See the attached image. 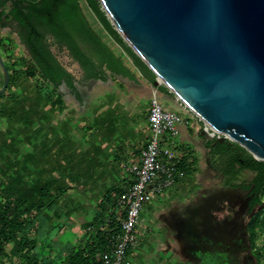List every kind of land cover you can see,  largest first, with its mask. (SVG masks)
<instances>
[{"label":"crops","instance_id":"crops-1","mask_svg":"<svg viewBox=\"0 0 264 264\" xmlns=\"http://www.w3.org/2000/svg\"><path fill=\"white\" fill-rule=\"evenodd\" d=\"M6 29L0 24V54L5 65L10 68L9 73L12 74L14 81L6 91V96L0 100V146L6 145L8 160L12 159L18 163L13 166L9 165L14 176L21 174L24 161L29 162L27 170L30 171V175L39 176L41 175L39 174L40 170L49 169V156L62 154V161L58 162L56 166L57 171L63 177L77 178V181L80 182L78 185H68L66 193L68 191L82 194L98 193L95 200L97 211L99 204L105 203V194L111 193L112 189L120 186L121 180L125 177V166L132 162H138L140 152L149 138V126L148 110L146 114L135 110L134 103L140 98L135 100L134 94H130L125 99L126 102H129L127 107L116 101L107 100L106 93L108 92H95V90L92 91V88L98 84H104L108 79L115 82L120 79L135 84V86L140 84L143 88L140 90V95H145L144 99L148 98L150 101L151 97L156 95L166 109L179 112L183 116L184 123L173 143L174 147L182 151L179 168L183 169L186 175L183 179L178 180L174 187L155 197L145 206L140 215L139 247L136 252L128 255V259L139 264H222L220 247L205 241L200 236L201 234L194 226L199 223L196 217L190 214L192 209L198 206V197L193 199L199 186L198 182L202 179L198 182L197 180L202 174L201 178L207 177L205 174L207 171L202 169L199 164V155L207 153L204 156L205 159L216 166L215 155L220 149L214 141L205 137L201 130L202 122L193 114H188L168 90L159 91L158 87L162 85L154 86V82L151 83L145 79L114 42L117 48L122 51L123 56L108 47L93 30L106 47L124 64L131 75L130 78L116 75L106 67H101L94 52L77 40L79 49L96 67L97 76L95 78H88L79 63L72 59L69 51L56 42L55 44L64 50L79 68L80 85L73 84L77 94L75 96L73 93V96L77 102L83 103L82 113L77 112L75 106H65L63 102L59 106V102H55L56 96H59L60 100L62 96L57 91L20 88L15 79L17 75L15 70L19 69L20 62L29 59V54L26 60H19L14 56L15 41L5 32ZM48 36L53 39L52 36ZM67 73L69 74V72ZM69 75L71 76V74ZM100 77L102 79H99ZM32 80L34 79H30L31 82ZM131 89H133V85ZM111 91L109 90V93L114 97L118 93L117 90ZM91 92L94 93V101L92 104H85V99ZM10 94L18 99L17 105L9 104L12 98L9 96ZM54 110L58 114L56 122L52 120L51 116ZM165 141L167 142V140ZM242 162L240 160V163ZM219 170L221 177L216 178L218 179L216 183L218 186H223L228 182L235 169L231 166L229 172H225L221 167ZM236 177L239 178L238 175H235L234 179ZM205 197V194L201 195V199L205 200ZM67 200L70 202V197ZM75 200L74 198L72 204H67L69 209L74 208ZM85 201L79 199L77 203L82 204ZM66 217L68 218V216ZM69 219L71 218L69 217ZM66 223L67 230L73 234L69 238L67 250H65L69 253V248L75 245L76 232L73 230L74 222L66 221ZM82 229L81 225L76 227V231H82ZM65 252H63L64 256L67 255ZM48 256L52 257V255ZM61 264H66V261L62 260Z\"/></svg>","mask_w":264,"mask_h":264},{"label":"water","instance_id":"water-1","mask_svg":"<svg viewBox=\"0 0 264 264\" xmlns=\"http://www.w3.org/2000/svg\"><path fill=\"white\" fill-rule=\"evenodd\" d=\"M99 2L154 86L217 133L215 144L230 141L264 161V0ZM0 71L2 94L9 73L1 54Z\"/></svg>","mask_w":264,"mask_h":264},{"label":"trees","instance_id":"trees-1","mask_svg":"<svg viewBox=\"0 0 264 264\" xmlns=\"http://www.w3.org/2000/svg\"><path fill=\"white\" fill-rule=\"evenodd\" d=\"M83 1L103 31L127 55L132 65L145 79L153 83L155 75L115 31L99 0ZM7 4V16L20 28V40L29 54V59L20 62L18 66L23 69L25 77L43 81L40 90L56 91L59 84L65 82L77 96L71 76L50 51L46 42L48 35L52 36L59 46L69 51L72 59L79 63L88 78L97 76L96 67L79 49L77 40L94 52L101 67H106L116 75L131 77L120 59L92 31L82 13L79 0H0V18L3 17L4 7ZM6 67L9 73L10 68ZM16 73L15 79L17 80L19 72ZM13 81L12 74L9 73L8 86L4 93L0 94V100L6 96V91ZM158 90L167 91V88L159 86ZM59 101V96H56L55 102ZM18 103V99L12 96L9 104L12 106ZM229 143L227 141L216 145L221 150ZM232 145L236 151H240L239 158L243 161L242 167L255 173L250 186L252 187L250 192L252 199L249 203V210H252L255 206L262 205L264 161H256L238 145L234 143ZM7 153V146L1 145L0 190L3 198L0 199V264L10 256L14 257L17 262L9 264H61L62 260L66 261V264H100V253L106 248L111 235L117 233L113 223L114 219L122 213L116 209V201L111 198V193L105 194V203L101 202L93 215L94 221L99 225L107 220L109 230L103 233L97 227L93 234L70 247L69 253L64 256L63 252L67 250L69 238L73 234L67 230L68 226L63 216L56 211L51 212L50 208L58 205V199L66 195L67 187H60L58 180L53 178H48L41 183L38 176H31L30 171L27 170L28 161L22 163L21 174L14 176L9 165L13 166L18 163L12 159L8 160ZM240 159H235V161L240 162ZM27 189L33 192L30 198L25 195ZM14 195L16 198H13ZM42 228H46V231H42ZM262 233L264 235V229ZM256 238L253 231L250 237L251 242L253 243ZM5 245L11 246L10 253L6 252ZM262 250L264 252V246ZM48 255H52L53 258Z\"/></svg>","mask_w":264,"mask_h":264},{"label":"rangeland","instance_id":"rangeland-1","mask_svg":"<svg viewBox=\"0 0 264 264\" xmlns=\"http://www.w3.org/2000/svg\"><path fill=\"white\" fill-rule=\"evenodd\" d=\"M80 7L86 21L92 30L102 39V41L110 47L112 50L117 51L120 56L122 55V51L117 48V46L113 43L112 40L108 37V35L103 31L102 27L95 19L91 11L87 8L85 2L83 0H79ZM8 4L4 7L3 17H1L0 24L3 27H6V31L15 41V51L14 56L19 60H26L28 58V52L25 46L21 43L20 40V28L16 23H14L8 16L7 11ZM47 44L50 47L52 54L56 57L61 66L71 74L72 83L75 86L80 85V73L78 66L68 57L66 52L57 47L54 39L51 37H47ZM19 72V76L17 78V83L20 88H37L43 86V81L32 80L24 76L23 69L19 67V69L15 70V73ZM2 87V80L0 81ZM133 85V89L131 86ZM0 87V88H1ZM93 87V86H92ZM143 88L140 84L135 86V84L127 83L125 81H121L119 79L118 82L114 80L110 81L109 79L104 84H98L92 88V91L95 92H108L106 93L107 100L116 101L118 104H123L125 106H129V102H126V98L130 94H134L135 100L140 98L139 101L135 102V110L139 112L147 113L148 110V101L149 99L145 98V95H140V90ZM109 90H117V94L114 97L110 95ZM56 91L61 94L62 99L59 101L58 105L60 106L63 102L65 106H75L77 112L82 113L83 106L82 102H77L73 96V92L71 89L67 87L65 82L59 84L56 88ZM94 93L91 92L89 97L85 99V104H92L94 101ZM125 96V97H123ZM140 96V97H139ZM45 100V99H44ZM43 100V101H44ZM160 101V100H159ZM90 102V103H89ZM109 102V101H108ZM161 102V101H160ZM162 104V103H161ZM87 106V105H86ZM184 108V105H182ZM61 111V108L59 109ZM59 111V112H60ZM188 114H190L188 112ZM57 113L56 110L52 112V120L57 121ZM203 124L201 126V130L203 132ZM205 137L209 139L208 135L204 133ZM211 140V139H209ZM215 141V140H211ZM230 142V141H228ZM39 148V147H38ZM174 151L178 154L179 158L181 155V150L174 147ZM239 152V153H238ZM205 155L207 153H201L199 155V164L201 168L206 170L207 175L206 178H201L199 176L198 189L195 191V198L198 197V206L197 208H193L190 214L193 217H196V220L199 224L194 225L197 232H199L202 238L210 243L215 242L217 244H229L232 250V253L228 256L230 264H264V252L262 247L264 246V235L262 233L263 221H264V192L261 195L262 205L255 206L251 214H247L246 206L237 207L234 201H246V194L248 189L252 184V180L255 177V173L248 170L243 166V162H236L235 159H240V151H236V148L232 145V142L226 145L223 149L219 150L216 153L215 157V165L213 166L210 161L205 159ZM62 154H55L54 156H49L48 158V168L47 170H40L38 177L41 180V183H44L48 178H53L58 180L60 187H67L68 185H78L80 182L77 181V178H66L63 177L56 169L57 163H61ZM241 160V159H240ZM34 161L32 160V163ZM139 164L138 162H132L125 166L124 168V179L121 180L120 186L115 187L111 191V198L116 201L117 196L121 193L122 190L127 188L133 181V168ZM45 166V165H44ZM233 167L235 171H232V175L228 182L223 186H218L216 181V172L213 170L217 169L219 171L220 167L225 171L229 172V168ZM214 167V168H213ZM213 168V169H212ZM238 175L239 178H235L234 176ZM83 180V179H82ZM204 180V181H203ZM8 181L6 180V185ZM119 185V184H118ZM206 186V187H203ZM203 187V188H201ZM212 187V188H210ZM2 191L0 190V199L3 198ZM205 194V200L201 199V195ZM27 197H32L33 192L30 189H27L25 192ZM98 193L89 192L88 194H82L77 192H67L66 195L60 199H58V205L52 206L50 208L51 212L56 211L58 214L63 216V220L68 222H74V229L76 232V242L82 241L84 238L88 237L90 234H93L98 227L101 232H107L108 229V221L106 220L102 225L96 223L94 221V213L95 209V200L97 199ZM70 197V202L67 200ZM16 198V195L13 196ZM76 199L73 209H69L67 204H72ZM86 200L82 204H78L77 200ZM202 200V201H201ZM201 201V202H200ZM241 203V202H240ZM68 216V218L66 217ZM69 217L71 219H69ZM238 220L239 224L233 225V220ZM71 220V221H69ZM116 223V219H114ZM256 222V223H255ZM201 223V224H200ZM82 226V231H76V227ZM247 226L248 237L243 231ZM42 231H46V228H42ZM255 232L256 239L251 242V234ZM34 232V231H33ZM53 236V235H51ZM5 250L7 253L11 252V246L5 245ZM65 252V251H64ZM68 254V251L65 252ZM16 259L10 256L9 259H4L2 264L16 263Z\"/></svg>","mask_w":264,"mask_h":264},{"label":"built area","instance_id":"built-area-1","mask_svg":"<svg viewBox=\"0 0 264 264\" xmlns=\"http://www.w3.org/2000/svg\"><path fill=\"white\" fill-rule=\"evenodd\" d=\"M147 121L149 138L140 152L139 164L133 168L132 183L116 200V209L122 213L116 217V223L113 222L117 233L111 235L106 248L100 253V264H139L130 261L128 255L139 247L142 211L155 197L174 187L186 175L179 168V156L173 143L184 123L183 116L166 109L153 95L149 101ZM203 127L209 139L219 138L206 125L203 124Z\"/></svg>","mask_w":264,"mask_h":264},{"label":"flooded vegetation","instance_id":"flooded-vegetation-1","mask_svg":"<svg viewBox=\"0 0 264 264\" xmlns=\"http://www.w3.org/2000/svg\"><path fill=\"white\" fill-rule=\"evenodd\" d=\"M213 165V164H212ZM214 168V167H213ZM212 168V169H213ZM215 172H216V178H219V177H221V172H220V170L218 171L217 169H213ZM251 188L252 187H250L249 189H248V192H247V194H246V201H240V202H237V199H236V201H234L235 203H236V206L237 207H240V206H246V208H247V214H251L252 213V211H253V209L255 208H253L252 210H249V203H250V201H251V199H252V195H251ZM260 206V205H259ZM234 222H232V224L233 225H235V224H239V221L236 219V220H233ZM244 232H245V234L247 235V237H248V232H247V226L245 227V229L243 230ZM249 238V237H248ZM208 241V240H207ZM212 244H215V245H218L219 247H220V249H221V251H222V253H221V257H220V260H221V262H222V264H230V262H229V258H228V256L232 253V250H231V248H230V245L229 244H223V246L221 247V245H222V243L221 244H217V243H215V242H212Z\"/></svg>","mask_w":264,"mask_h":264}]
</instances>
